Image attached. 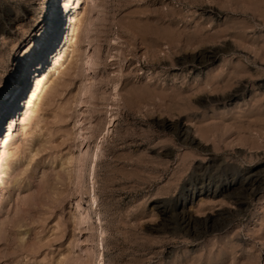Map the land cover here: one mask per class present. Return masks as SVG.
<instances>
[{
    "label": "rangeland",
    "instance_id": "1",
    "mask_svg": "<svg viewBox=\"0 0 264 264\" xmlns=\"http://www.w3.org/2000/svg\"><path fill=\"white\" fill-rule=\"evenodd\" d=\"M52 1L0 0V105L24 74L25 98ZM68 1L53 35L71 55L28 134L20 99L2 112L0 264H264V0Z\"/></svg>",
    "mask_w": 264,
    "mask_h": 264
},
{
    "label": "bare ground",
    "instance_id": "2",
    "mask_svg": "<svg viewBox=\"0 0 264 264\" xmlns=\"http://www.w3.org/2000/svg\"><path fill=\"white\" fill-rule=\"evenodd\" d=\"M51 2V1H50ZM53 2V1H52ZM55 4V0L53 2L52 11H47L46 18L44 20V26L41 28V31L34 35V39L32 38L27 45H25L24 49L28 50L31 48V45H34L31 49H29L23 56L20 58L19 68L26 72V68L30 65V69L32 70V82L28 85V90L25 98L22 96L21 88L24 81H28L26 79V75L21 76L19 80L15 79V87L8 92V100L5 103H2L0 105V128L2 126V112L7 113V110H9L13 104V102H16L20 99V102L18 104V110L17 114L20 116V121H22V132L27 135L28 129L33 121V117L35 114L40 110L39 105L41 104L42 100L44 99L43 96L45 94V90L48 86L51 84V76L52 74H61L60 70L65 67V64L68 62L69 56L71 55V49L68 48L69 45L64 37H59V34L57 36L53 35L56 32V27L58 25V19H59V13L56 10L57 3ZM73 7H74V0L68 1V13L72 15L73 13ZM58 9V8H57ZM48 10V9H47ZM86 24V13L80 18L77 31L80 32ZM37 32V31H36ZM53 35V36H52ZM173 35V34H172ZM52 37V39H51ZM57 38L53 41V38ZM173 36H171L172 38ZM48 41V42H47ZM47 42V43H46ZM54 45L55 48L53 50V47H49V44ZM54 43V44H53ZM37 45L42 46L41 49H36ZM49 47V48H48ZM40 48V47H39ZM47 48L50 49V52L47 53ZM78 48V47H77ZM75 49L73 51V54L76 55L75 62L78 63L80 61L79 59V49ZM35 50V51H34ZM38 50V51H37ZM53 50V53L51 52ZM49 51V50H48ZM52 53V54H51ZM50 54V55H49ZM29 58H31L29 61H27ZM211 58V57H210ZM74 62V61H72ZM16 77V76H15ZM18 79V78H17ZM26 83V82H25ZM26 85V86H27ZM52 86V85H51ZM24 87V86H23ZM16 89V90H14ZM26 89V88H25ZM20 90V91H19ZM17 104V103H16ZM15 105V104H14ZM16 106V105H15ZM8 114V113H7ZM16 117V118H17ZM19 120V119H18ZM17 119H15L12 123V126L7 128L1 137V152H0V186L4 182V178H6L9 170L10 165V159L12 157L11 154V148L13 147V138L15 136L14 127L16 125ZM18 122V121H17ZM4 128V127H3ZM2 129V128H1ZM0 129V130H1ZM99 150L100 145L96 146V150L92 154H85L87 156V159L89 158V176L91 178V186L94 185V176L96 172L97 167V160L99 159ZM14 154V153H13ZM83 156V159H85ZM80 159L78 163V182L79 185L84 180L85 172V164L87 160ZM87 167V166H86ZM88 169V168H87ZM3 187V186H2ZM92 188V187H91ZM90 200L88 201L90 206L88 208V215L90 220H93V214H96L99 216V204L97 200V195L95 194L94 190H90ZM99 219V218H98ZM100 221V219H99ZM89 257L90 260L93 262V264H103L102 255L98 254L92 249H89Z\"/></svg>",
    "mask_w": 264,
    "mask_h": 264
}]
</instances>
